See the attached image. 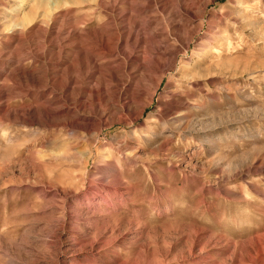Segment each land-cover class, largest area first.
<instances>
[{"label": "rangeland", "instance_id": "rangeland-1", "mask_svg": "<svg viewBox=\"0 0 264 264\" xmlns=\"http://www.w3.org/2000/svg\"><path fill=\"white\" fill-rule=\"evenodd\" d=\"M40 1L0 0V264H264V0Z\"/></svg>", "mask_w": 264, "mask_h": 264}, {"label": "bare ground", "instance_id": "bare-ground-1", "mask_svg": "<svg viewBox=\"0 0 264 264\" xmlns=\"http://www.w3.org/2000/svg\"><path fill=\"white\" fill-rule=\"evenodd\" d=\"M38 2V3H37ZM61 2V0H57V3L59 4ZM36 3L38 4V5H40L41 6V1L40 0H36ZM36 4V5H37Z\"/></svg>", "mask_w": 264, "mask_h": 264}]
</instances>
